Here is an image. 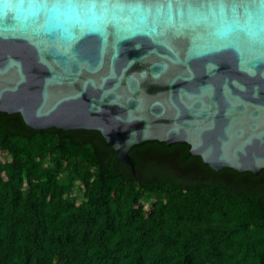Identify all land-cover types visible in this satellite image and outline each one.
Returning a JSON list of instances; mask_svg holds the SVG:
<instances>
[{"label":"water","instance_id":"water-1","mask_svg":"<svg viewBox=\"0 0 264 264\" xmlns=\"http://www.w3.org/2000/svg\"><path fill=\"white\" fill-rule=\"evenodd\" d=\"M15 3L0 0V111L96 129L124 162L158 139L213 169L264 168V0H95L67 29Z\"/></svg>","mask_w":264,"mask_h":264},{"label":"trees","instance_id":"trees-1","mask_svg":"<svg viewBox=\"0 0 264 264\" xmlns=\"http://www.w3.org/2000/svg\"><path fill=\"white\" fill-rule=\"evenodd\" d=\"M0 264H264V168L0 111ZM134 164V173L130 163Z\"/></svg>","mask_w":264,"mask_h":264},{"label":"clouds","instance_id":"clouds-1","mask_svg":"<svg viewBox=\"0 0 264 264\" xmlns=\"http://www.w3.org/2000/svg\"><path fill=\"white\" fill-rule=\"evenodd\" d=\"M44 13L51 26L67 29L73 24L86 23L96 18L95 0H16L15 16L26 21Z\"/></svg>","mask_w":264,"mask_h":264},{"label":"rangeland","instance_id":"rangeland-1","mask_svg":"<svg viewBox=\"0 0 264 264\" xmlns=\"http://www.w3.org/2000/svg\"><path fill=\"white\" fill-rule=\"evenodd\" d=\"M5 157H6L5 155L0 154L1 159H4Z\"/></svg>","mask_w":264,"mask_h":264}]
</instances>
